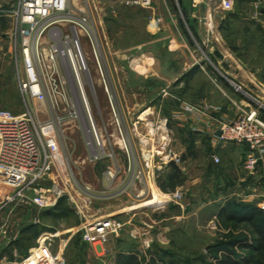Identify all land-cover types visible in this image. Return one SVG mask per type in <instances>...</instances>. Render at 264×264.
Instances as JSON below:
<instances>
[{
  "label": "rangeland",
  "instance_id": "1",
  "mask_svg": "<svg viewBox=\"0 0 264 264\" xmlns=\"http://www.w3.org/2000/svg\"><path fill=\"white\" fill-rule=\"evenodd\" d=\"M14 1L0 0V6ZM71 2L74 6L70 4L65 17L82 12L87 16L90 36L79 32L88 63L83 87L103 152L101 158L92 157L83 119L71 116L72 105L84 109L83 103L77 104L68 88V98L53 106L47 101L27 103L38 122L57 123L64 164L53 170L68 190L64 195L68 211L62 218L44 221L59 231L53 251L62 249L65 264H116L129 253H135L141 264L152 257L161 264H219L223 251H232L229 242L246 238L255 246L257 229L264 227V158L263 166L246 168L248 147L194 130L197 118L185 106L219 105L223 109L217 117L228 120L238 112L236 103L252 105L255 98L264 105V4L198 0L194 9L188 0H151L149 5L126 0ZM209 17L215 35L206 32ZM70 24L50 28L67 29ZM10 32V20L1 18L0 109L24 114ZM42 41V47L49 46L45 33ZM232 82L239 83L242 91ZM213 112L204 116L206 122H213ZM263 114L264 110V118ZM180 152L187 157L180 161L178 184L163 190L159 185L165 182L168 158L177 161ZM116 161L121 164L118 175ZM134 170L131 184L129 174ZM150 170L154 178L147 186L142 177ZM152 185L168 195L167 201L161 206L140 205L152 198ZM226 207L237 214L254 210L253 220H230L222 213ZM98 217L121 227L106 242H84L76 229ZM5 244L0 239V248ZM239 246L233 248V257L264 264V249ZM18 249L24 252V244Z\"/></svg>",
  "mask_w": 264,
  "mask_h": 264
},
{
  "label": "built area",
  "instance_id": "2",
  "mask_svg": "<svg viewBox=\"0 0 264 264\" xmlns=\"http://www.w3.org/2000/svg\"><path fill=\"white\" fill-rule=\"evenodd\" d=\"M193 1L198 5V0ZM251 1L264 4V0ZM150 2L151 0H126L127 4L149 5ZM70 4L71 0H15L10 6H0V22L4 17L10 20V36L15 46L14 73L26 106L24 114L0 109V210L7 205L51 208L59 197L68 193L67 188L59 184L53 170L55 165L64 164L62 161L59 163L61 155L56 137L57 123L38 122L34 112L29 109L28 102L47 101L53 106L58 101L66 100V90H71L77 104L81 101L84 107L83 109L77 105L80 108L75 109L76 106L72 105L74 110L71 111V116L83 119L87 130L86 144L92 157H102L103 151L99 149L102 147L100 136L97 135L94 121L84 102L86 95L82 75L88 74V63L79 32L90 36L87 16L75 7L82 14L72 13L65 17ZM56 23L72 24L67 29L50 28ZM206 29L207 33L215 35V25L210 17L206 21ZM44 33L50 40L46 48L42 47ZM94 50L96 54L95 47ZM232 83L237 91H242L239 84ZM253 100L255 104L247 103L248 106L239 107L231 119L210 117L213 122L204 123L203 129L218 141L245 144L249 151L244 165L250 170L264 158V105L255 98ZM185 109L201 120L204 116H209L210 110L216 111L219 106L211 109L208 105H200L198 108L185 106ZM217 130H220L219 135L216 134ZM214 160L218 159L214 157ZM108 174L113 176L112 172ZM45 181H50V185L45 186ZM262 208L264 209V204ZM120 227L119 222L112 223L98 217L91 222H83L76 231H79L84 242L100 244L106 242L108 236L116 233ZM56 235L57 233L42 234L37 244L18 261L9 262L3 257L0 258V264H65L62 249H52ZM0 239L9 241L6 223L0 225Z\"/></svg>",
  "mask_w": 264,
  "mask_h": 264
},
{
  "label": "crops",
  "instance_id": "3",
  "mask_svg": "<svg viewBox=\"0 0 264 264\" xmlns=\"http://www.w3.org/2000/svg\"><path fill=\"white\" fill-rule=\"evenodd\" d=\"M188 2H190L192 4V7L194 9L198 7V5H195L196 3L193 0H188ZM192 15L194 17V15H196V12H192ZM235 83H237V82H235ZM237 84H239V83H237ZM230 100L232 101V103H236V101L234 99L230 98ZM245 103L247 105V102H245ZM236 105H238L239 107H243L242 105H239V103H236ZM215 106H219V105H215ZM230 107H231L230 106V103L226 104V109L227 110ZM222 109L223 108L221 106H219V109H217L215 112H213L211 114L213 116H215L216 118H218L217 116L219 115V113H220V111ZM221 116H223V113H222ZM176 119H179L180 123L183 121V119L181 120V118H179V117L178 118L176 117ZM200 121H202L203 124H198L199 123V120H197V119H195L192 122V125L194 126V130H196V131H203V129L205 128L204 127V125H205L204 122H206V120L203 117V118H201ZM199 125H202V126H199ZM187 127H188L187 125L183 126V128H186V129H187ZM167 129L169 131H171L169 129V127ZM169 131H168V141H170V135H169L170 133H169ZM204 134H206V132H204ZM243 145H245V144H243ZM247 150H248V148H247ZM181 151H184V150H181ZM169 154L171 155V152ZM179 154H181V155H177L176 156L175 159H177V161L175 160V162L177 163V165L179 167V170H177V169L176 170L181 174V172H180L181 169H180L179 164H180V161L185 160L187 156H186V154L184 152H180ZM171 158L172 157L169 156L168 160L170 161ZM212 159H213V157H210V161H212ZM171 160H174V159H171ZM262 161L263 160L259 161L257 163V165L263 166V164H262L263 162ZM120 166H121L120 162L119 161H116V172H117V169H119V168L121 169ZM120 169H119V172L117 173V175L120 174ZM171 170H172V167H170V165L168 164L166 166V170H164L165 172H163V173H166L167 174ZM129 175L130 176H129V180L128 181H130V179L132 178L131 179V182H130L132 184L133 180L135 181L136 171L134 170V172L133 171L130 172ZM152 177H153V175H151V170L149 172L147 171V174L146 175L143 174V177L142 178H143V180H144V182L146 183L147 186L151 184V182H150L151 179L150 178H152ZM153 187L154 186L152 185L151 186V189H153ZM121 188L123 189V186H121L120 189ZM162 194H164V193H162ZM151 195H152V191H151ZM47 209L48 208H45V209L44 208H38V207L33 206V205H21V206H16V207H12L11 205H7L2 210H0V225L2 223H6V229H7L8 239H9V241L8 242H5L6 244L3 245V247L0 248V258H3L4 257L6 261L16 262L21 257H23L29 251L30 248H32L33 246H35L37 244L38 239H39V237L42 234H44V233H52V234L53 233H57V235L59 234V231H56V229H54V228L53 229H49V228H52L50 225H45V228L40 230V232L38 233V235L36 236V238L33 240V242L30 244V246L27 248V250L24 251L25 253L23 251H20L18 249L19 247L16 245V242L18 240V237L20 238L22 236V233H24L23 232V229L25 228L26 225L29 224V225H40V226H43V220L41 218V214H42L43 211H45ZM56 236H55V238H56ZM20 252L23 253L21 256L18 254Z\"/></svg>",
  "mask_w": 264,
  "mask_h": 264
},
{
  "label": "trees",
  "instance_id": "4",
  "mask_svg": "<svg viewBox=\"0 0 264 264\" xmlns=\"http://www.w3.org/2000/svg\"><path fill=\"white\" fill-rule=\"evenodd\" d=\"M179 175L180 173L176 169L172 168V170L169 173L165 174V177L163 178L165 182H163L162 184L160 183L159 186L163 190L173 189L175 185L178 184V178L180 177ZM66 205H67L66 196L63 195L59 197V199L57 200V203L53 207L48 208L47 210L42 212L41 218L43 220V226L29 225V224L26 225L25 228L23 229V232L26 233L30 231L31 234L27 237L21 236L20 239L16 242V245L21 248V246H23L24 244V250L26 251L27 245L29 246L33 242V240L36 238L40 230L44 229L45 225H49L47 224V222H44L45 220H49V221L56 220V218H62L66 216V213H67L66 211H68V208ZM222 213L227 214L230 220H234L237 222H243V221L248 222V221L253 220V217H254V210L252 211L243 210L240 214H237L235 212H231L228 209V207H226L224 208ZM49 229H53V227ZM79 237L81 239L80 234H79ZM26 240L28 243H26ZM240 240L242 241V243H239ZM240 240H234V241L229 242V245L231 247L230 249L232 251H233V248L237 244L240 245L239 247H252L253 249H256L258 251L260 249H264V227L260 226L257 229V237L253 238V242L256 243L255 246L253 243L249 244L246 238H243ZM232 251L224 250L221 258L218 260L219 264H263L261 261L253 260L252 258H246V257H243L241 259L235 258L232 256ZM116 264H141V261H140V258L135 253H129V254H124L123 256H120L119 261ZM144 264H161V263L152 257L147 261V263H144ZM168 264H177V263L171 261V262H168Z\"/></svg>",
  "mask_w": 264,
  "mask_h": 264
},
{
  "label": "bare ground",
  "instance_id": "5",
  "mask_svg": "<svg viewBox=\"0 0 264 264\" xmlns=\"http://www.w3.org/2000/svg\"><path fill=\"white\" fill-rule=\"evenodd\" d=\"M84 102L86 103L88 109H90L89 108V103H88V100H87L86 96H85ZM96 130H97V128H96ZM97 135L99 136L98 130H97ZM61 161H62V158L60 157L59 158V163L60 164H61ZM151 191H152V195H151L152 198L147 200V201H143L142 203H140V205L141 204H154V205H157V206H161L167 201L168 196L166 194H162L161 192H159L155 187H153V189H151Z\"/></svg>",
  "mask_w": 264,
  "mask_h": 264
},
{
  "label": "water",
  "instance_id": "6",
  "mask_svg": "<svg viewBox=\"0 0 264 264\" xmlns=\"http://www.w3.org/2000/svg\"><path fill=\"white\" fill-rule=\"evenodd\" d=\"M216 134L219 135L220 134V130H217ZM168 163H169V165L172 168H175V169L179 170V167H178L177 163L175 162V160H170Z\"/></svg>",
  "mask_w": 264,
  "mask_h": 264
}]
</instances>
